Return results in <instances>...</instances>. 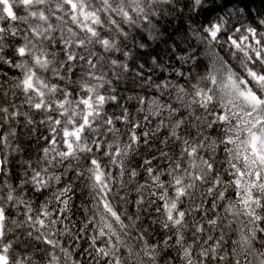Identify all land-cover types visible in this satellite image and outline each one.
I'll return each instance as SVG.
<instances>
[{
    "label": "clouds",
    "instance_id": "9594fccd",
    "mask_svg": "<svg viewBox=\"0 0 264 264\" xmlns=\"http://www.w3.org/2000/svg\"><path fill=\"white\" fill-rule=\"evenodd\" d=\"M0 264H264V0H0Z\"/></svg>",
    "mask_w": 264,
    "mask_h": 264
}]
</instances>
